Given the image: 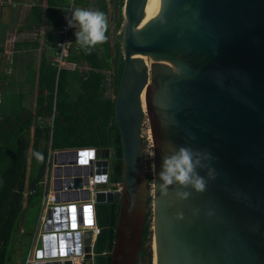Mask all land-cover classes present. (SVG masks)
Here are the masks:
<instances>
[{
  "label": "water",
  "instance_id": "95a60500",
  "mask_svg": "<svg viewBox=\"0 0 264 264\" xmlns=\"http://www.w3.org/2000/svg\"><path fill=\"white\" fill-rule=\"evenodd\" d=\"M146 1L124 0L119 29L123 68L114 124L122 188L109 178V148L58 149L53 184L64 188L60 198H90L80 188L90 173L95 203L54 205L34 264H72L68 257L82 250L91 264L78 224L97 223L99 202L120 204L111 264H136L152 179L156 264H264V0H163L140 24ZM137 55L156 62L148 68ZM145 120L154 151L150 179ZM181 148L203 190L175 178L162 188L165 159Z\"/></svg>",
  "mask_w": 264,
  "mask_h": 264
},
{
  "label": "trees",
  "instance_id": "16d2710c",
  "mask_svg": "<svg viewBox=\"0 0 264 264\" xmlns=\"http://www.w3.org/2000/svg\"><path fill=\"white\" fill-rule=\"evenodd\" d=\"M59 1V14L62 16L64 2ZM123 3L124 0H111V4L119 10V17L114 15L115 30L120 29ZM101 9L108 18L107 41L96 45L87 54L76 42L75 36V45L68 56L69 60L77 63H88L90 69L81 71L80 68L57 69L55 65L49 67L47 104L41 106L39 113L50 115L53 106L51 136L50 126H35L33 137L30 138L31 121L24 120L19 123L23 115L16 118L18 126L9 118L0 120V264L25 262L31 231L40 209V182L46 168L49 145L51 149L109 148L112 154L109 178L112 181L122 179V140L114 120L115 94L121 80L123 63L122 59L118 63L115 59L116 65L113 66V52L115 50L118 55L120 43L112 36L106 1ZM109 73L111 82L107 84ZM109 87L113 89L114 96L107 93ZM30 151L32 154L29 161ZM150 178L148 175V179ZM27 189L33 191L30 193ZM119 206V202L96 204L100 233L96 235L93 243L92 264H111ZM148 214L149 210L147 216ZM21 217L22 234L15 242L13 235ZM149 234V223L145 222L136 264L151 263V251L145 247Z\"/></svg>",
  "mask_w": 264,
  "mask_h": 264
},
{
  "label": "crops",
  "instance_id": "0c3cea01",
  "mask_svg": "<svg viewBox=\"0 0 264 264\" xmlns=\"http://www.w3.org/2000/svg\"><path fill=\"white\" fill-rule=\"evenodd\" d=\"M104 1L108 4L111 25L114 23L115 12V8L113 11L110 8L111 0H77V7L101 11ZM63 2L65 5L66 1L63 0ZM59 6V0H10L2 6L0 11V88L2 91L0 120L9 118L18 126L16 118L23 115L19 123L24 120L31 121L30 138L33 137L35 126L48 125L50 136L52 133L53 106L50 115H40L39 110L41 106L47 104L49 94L48 71L50 65H53L51 58L59 38L58 29L62 17L59 14ZM75 64V67L68 68H80L81 71L90 69L86 62H75ZM112 90L109 87L107 93L113 96ZM31 154L30 151L29 161ZM20 222H22L21 218ZM18 228L19 231L16 232L22 233V228ZM14 237L15 235L13 239L17 242L19 237ZM94 241L93 237H87L84 241L85 245L91 246V261L94 255ZM28 249L29 247L26 256Z\"/></svg>",
  "mask_w": 264,
  "mask_h": 264
},
{
  "label": "built area",
  "instance_id": "2783aa9c",
  "mask_svg": "<svg viewBox=\"0 0 264 264\" xmlns=\"http://www.w3.org/2000/svg\"><path fill=\"white\" fill-rule=\"evenodd\" d=\"M8 1L10 0H0V11H1L2 6ZM65 1H66V4L64 5V12L61 17L60 27L58 29L59 38L55 43V49L53 52V56L51 58V63L55 65L57 69L62 68V67H75L76 66L74 61L68 59V56H69L70 49H72V47L75 45V32L77 29L74 27L73 28L68 27L67 17H70L71 10L77 6V0H65ZM108 79H109L108 83L110 84L111 76ZM1 101H2V91L0 88V103ZM61 149L81 150L82 148H61ZM57 150L58 149H51L49 147V152H48L47 159H46L45 173L40 182L41 190H42V195L40 199V210L38 212V217H37L36 223L34 225V228L31 234L29 249H28L24 264H34L36 260H38V258H36V254L38 252V249L42 248V243H41L42 235L45 232H49L45 230V224L48 218V211L51 210L54 205H59L60 203L67 205V203H69L70 201H76L77 204L82 203L83 201H91L95 203V191H96L95 182L96 180H95L94 175L90 173L87 174L88 182L85 183L84 181H82V185L80 187V188L89 189L90 198H87V199L78 198L77 200H69V199L60 198L58 193L62 192L64 188L62 187L56 188L54 187V184H53V179H54L53 168L55 166V163L53 161L52 156H54ZM81 165L83 166L84 164H81ZM88 165L90 166V164ZM80 176L84 177L83 174ZM80 188H76V189H80ZM117 188L118 189L122 188L121 181H117ZM32 191L33 189L28 190V192L30 193ZM78 228L81 232L82 247L85 246L84 241L87 237L95 238L96 235L100 233V227L98 226L97 223H95L94 225H84V224L79 225L78 224ZM84 255H85V252H83L82 250L80 254H73V255H70L68 258L69 260H72V264H86L87 261Z\"/></svg>",
  "mask_w": 264,
  "mask_h": 264
},
{
  "label": "clouds",
  "instance_id": "9594fccd",
  "mask_svg": "<svg viewBox=\"0 0 264 264\" xmlns=\"http://www.w3.org/2000/svg\"><path fill=\"white\" fill-rule=\"evenodd\" d=\"M68 27L76 28V42L87 54H90L93 48L105 43L108 39V18L104 12L92 9L76 7L71 10L70 17H67ZM193 164L191 156L187 149L181 148L180 152L170 158L165 159L164 171L160 173L164 181L162 188L173 182V178L181 183H194L198 190H203L204 184L200 179L192 180Z\"/></svg>",
  "mask_w": 264,
  "mask_h": 264
},
{
  "label": "rangeland",
  "instance_id": "374dc122",
  "mask_svg": "<svg viewBox=\"0 0 264 264\" xmlns=\"http://www.w3.org/2000/svg\"><path fill=\"white\" fill-rule=\"evenodd\" d=\"M110 8L113 11L115 7H114V5H110ZM122 8H123V5H122ZM122 8H121V13H122ZM114 15L119 17V10L118 9H115ZM109 24H110V21H109ZM110 27H111L113 38H117V40H119V43H120L121 36H120V32L118 33L119 30L118 31L115 30L114 23H111ZM121 54H122V52H121V45H120L119 51H118V55L116 54L115 50L113 52V66H115L116 63H118L121 60V58H122ZM115 59H116V63H115ZM142 136H143L142 137V144H143V150H144L143 152H144V158H145V168H146L147 174L152 177V173L154 171V163H153L154 151H153L152 143H151V139H152L151 130L149 128L147 120L144 121L143 126H142ZM150 189H151V194H152L151 196L153 198L154 191H155L153 180L150 181ZM148 210H149V214H148V216L146 218V222L149 223L150 234H149V238L145 242V247H147L151 251V263H148V262H144L143 263V262H141V264H154L155 235L153 234L154 226H153V210H152V199L151 198L148 201L147 211ZM21 220H22V217H21ZM21 225H22V222L19 223V221H18V224H17V227H16L17 229H15V231H14V235H15L14 238H18L19 237L18 239H20V235L22 233H21V231L20 232H16V231H19L18 227L22 228ZM31 234H32V231H31ZM26 241H27V239H26ZM28 247H29V245H28Z\"/></svg>",
  "mask_w": 264,
  "mask_h": 264
},
{
  "label": "bare ground",
  "instance_id": "6f19581e",
  "mask_svg": "<svg viewBox=\"0 0 264 264\" xmlns=\"http://www.w3.org/2000/svg\"><path fill=\"white\" fill-rule=\"evenodd\" d=\"M163 0H147L144 7V16L142 18V22L140 24H145L151 20V18L158 12L160 6L162 5ZM139 58L143 59L148 68H150L156 61L154 58L145 55H137ZM150 81L146 85L144 91L142 92V106L145 112H147V100H148V89H149ZM151 194V189H150ZM152 195V194H151ZM154 264H156V240H155V254H154Z\"/></svg>",
  "mask_w": 264,
  "mask_h": 264
},
{
  "label": "snow or ice",
  "instance_id": "6c2138e0",
  "mask_svg": "<svg viewBox=\"0 0 264 264\" xmlns=\"http://www.w3.org/2000/svg\"><path fill=\"white\" fill-rule=\"evenodd\" d=\"M86 222L90 223V221H86Z\"/></svg>",
  "mask_w": 264,
  "mask_h": 264
}]
</instances>
